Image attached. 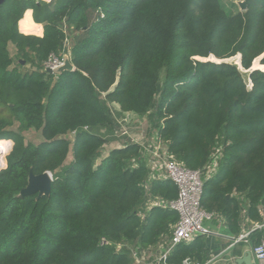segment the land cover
I'll return each mask as SVG.
<instances>
[{"label": "trees", "instance_id": "obj_1", "mask_svg": "<svg viewBox=\"0 0 264 264\" xmlns=\"http://www.w3.org/2000/svg\"><path fill=\"white\" fill-rule=\"evenodd\" d=\"M246 2L244 13L223 0L0 3V264H132L130 251L113 245L144 250L171 235L178 213L155 207L141 219L138 211L148 198L177 199V185L149 181L142 148L130 140L102 157L98 130L119 129L112 103L150 116L168 154L192 171L204 170L222 146L202 207L225 218L235 237L244 215L261 221L264 0ZM29 11L43 25L42 37L20 32L19 24L28 34L42 33ZM64 21L76 70L54 75L43 65L63 50ZM236 56L242 71L261 69L250 74L252 90L237 66L199 60ZM22 61L31 64L25 72ZM31 130L42 143L25 142L22 133ZM31 170L52 174L50 197L19 198ZM263 238L264 232L252 236L255 243ZM211 254L199 236L178 246L170 263L205 264Z\"/></svg>", "mask_w": 264, "mask_h": 264}, {"label": "built area", "instance_id": "obj_2", "mask_svg": "<svg viewBox=\"0 0 264 264\" xmlns=\"http://www.w3.org/2000/svg\"><path fill=\"white\" fill-rule=\"evenodd\" d=\"M62 30L66 35L63 50L59 55H50L43 65L45 71L62 67L66 55L71 59V34L65 21L63 22ZM121 112L123 111L121 110ZM123 113L125 114L126 112ZM128 114L132 113L128 112ZM127 115L121 122L117 120L119 129L115 133L116 137L120 140H130V143L138 144L146 150L147 154H143V159L150 171L151 175L149 178L152 181L156 179H169L178 187L177 199L165 201L159 197L148 198L145 204L140 207L138 216L144 219L152 208L160 207L178 213L179 221L172 227L171 237L166 240L162 239L163 241L161 240L162 242L158 243L159 246L157 248L155 247L158 244L149 249L141 250L132 244L113 245L105 239L102 240V245H113L117 249L126 247L130 251L132 264H171L170 258L178 246L190 245L199 236L220 235L210 228V223L218 218V216L204 210L202 199L205 183L214 178L219 171L220 161L223 158V147L219 146L217 148V153L213 156L212 162L204 170L192 171L172 158L168 154V151L163 150L162 144L165 142L161 141L158 135L157 138L155 137L154 142H152V144H155L154 146H151L145 140L141 142L140 139L132 138L130 126L135 119ZM85 130H88V127ZM133 162L136 164V161ZM241 199L247 203L243 196H241ZM259 214L261 221L256 223L250 221L252 223L246 228L244 233L232 239L234 244L244 243L247 246V253H251L254 264H264V238L258 243L252 240L255 232H264V209L261 207L259 208ZM216 262L217 258L209 260L205 264H216ZM183 264L194 263L190 259H187Z\"/></svg>", "mask_w": 264, "mask_h": 264}, {"label": "crops", "instance_id": "obj_3", "mask_svg": "<svg viewBox=\"0 0 264 264\" xmlns=\"http://www.w3.org/2000/svg\"><path fill=\"white\" fill-rule=\"evenodd\" d=\"M29 14H30V18H31L32 22L34 24H36L34 21V17H33V11H29ZM36 25L40 26L42 29V33L39 35L24 33L21 30L20 24H19V30L21 33H23L25 35H36L38 37H42L44 35V27H43V25H40V24H36ZM10 45H12V44H10ZM9 51H10V46H9ZM111 105L117 106V104H115V103H112ZM111 105H110V107H111ZM128 115H129V117L134 118V119L146 118V116H138L134 113L128 114ZM147 118H146V120L148 121L149 126H148V128L145 129V131H144L145 133L140 138V140H141V142H143L145 140V141H147V143H150L151 146H154L155 144H152V142H154V140L157 138L158 131H157V129H155L153 127V125H152L153 123H151L150 120ZM157 124H159V123H157ZM160 124H162V122H160ZM127 142H128V140H125V145ZM123 143H124V141H123ZM123 145H122V147H123ZM162 145H163V150L168 151L167 144L163 143ZM122 147H120V148H122ZM141 148H142L143 154H147L146 150H144V148L142 146H141ZM150 175L151 174L149 173V177H150ZM149 181H152V180L149 178ZM250 221H252V220H250L249 218L246 217V215H244V222L242 224V230H241V233L239 234V236L242 233H244L246 228L249 227L252 222H254V223L257 222V221H252V222H250ZM210 228H212L215 232L220 234L219 236H215V235L206 236L207 245H208V247L212 253L210 260L217 258L216 264H236L235 263L236 259H240V258H243L246 256L247 251H248L247 246L244 243L234 244V241L232 239L235 236H231L229 234L228 223H227L225 218L218 216V218H216L214 221H212L210 223ZM170 237L171 236H168V237L164 238L163 240L169 239ZM159 244L155 248H157L159 246Z\"/></svg>", "mask_w": 264, "mask_h": 264}, {"label": "rangeland", "instance_id": "obj_4", "mask_svg": "<svg viewBox=\"0 0 264 264\" xmlns=\"http://www.w3.org/2000/svg\"><path fill=\"white\" fill-rule=\"evenodd\" d=\"M223 1L226 4H229V3L237 4L238 2L243 1V0H223ZM247 6H248V4H247ZM237 11L242 12L240 10V8H238V10H236V12ZM242 13H244V12H242ZM37 35H39V34L37 33ZM33 36H36V35H33ZM10 53H11L12 57H16V55H17L16 47L13 44L10 45ZM237 57H240V64H241V56H236L234 58H231V59H228V60H225V61L227 63L231 64V65L237 66V62H238V58ZM199 60H201V61L211 60V61L217 62V63L220 62V60H217L215 57L214 58L211 57L210 59H199ZM260 61H261V59L257 60L258 63H260ZM22 62H24V68L22 69V71L25 72L28 68L31 67V64L30 63L26 64L25 61H22ZM237 67L240 69V71H241V73H242V75H243V77H244V79H245V81H246V83L248 85L249 90H252L253 85H252V82H251V79H250V74H251L252 71L245 70L241 66L245 70V71H242L239 66H237ZM253 69L256 70V69H259V68H255V66L253 65ZM262 71H264V70H262ZM110 108L112 109V111L114 113V116L116 117L117 120H119V122H121L122 119H124L126 117V115L128 114V112H126L125 114L123 112H121V108L118 105L117 106L111 105ZM147 117L149 118L150 116H147ZM146 118H137V119L133 120L134 122L130 126V135H131L132 138L140 139L143 136V134L145 133L144 132L145 129L148 128V126H149L148 121L146 120ZM12 130H14L15 132L18 131V127L15 126V127L12 128ZM116 131H118L117 128L115 129V133H116ZM22 134L24 135L26 143H31L33 145H39L40 143L43 142V138H42L41 134L39 132L35 131V130L24 132ZM97 134L100 135L104 139V142H105V145H104V147L102 149V157L103 158L108 156V154L112 150L118 149V148L122 147V145L124 144L123 143L124 140H120L119 138H117L116 135L114 133H112L109 129L103 128L101 130H98ZM67 139L71 143H73L74 139H75V133L69 134L67 136ZM123 147H124V145H123ZM2 152H3V148L1 147L0 148V155H1ZM71 161H72V154H70L66 164H69ZM125 244H123V245H125Z\"/></svg>", "mask_w": 264, "mask_h": 264}, {"label": "water", "instance_id": "obj_5", "mask_svg": "<svg viewBox=\"0 0 264 264\" xmlns=\"http://www.w3.org/2000/svg\"><path fill=\"white\" fill-rule=\"evenodd\" d=\"M2 2L3 0L0 1V3ZM237 5L239 6L242 12H245L247 10V2L245 0L238 2ZM206 61H211V60H206ZM219 63H227V62L225 60H222ZM22 64L24 65V62H22ZM75 70L76 68L71 62L70 57L66 55L65 60H64V65L62 67L55 69V70L48 69L47 72L50 74H54V75H60L63 72H74ZM257 70H260V69L255 70L253 69V67L250 69V71L252 72L257 71ZM52 183H53V176L50 172H46L41 175H35L33 171L31 170L29 173V177H28V184L24 189L21 190L19 198L23 199L27 196L36 195V194L38 195L37 199H40L42 197H50ZM120 249L121 247L118 248V250ZM235 263L236 264H254L252 260V255L250 252H248L245 257L236 259Z\"/></svg>", "mask_w": 264, "mask_h": 264}, {"label": "bare ground", "instance_id": "obj_6", "mask_svg": "<svg viewBox=\"0 0 264 264\" xmlns=\"http://www.w3.org/2000/svg\"><path fill=\"white\" fill-rule=\"evenodd\" d=\"M1 148V147H0ZM0 164H1V162H0Z\"/></svg>", "mask_w": 264, "mask_h": 264}]
</instances>
